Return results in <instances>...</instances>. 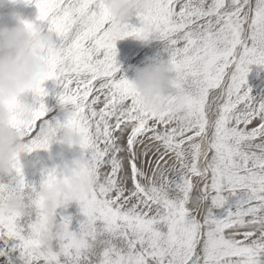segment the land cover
<instances>
[{"label": "snow or ice", "instance_id": "obj_1", "mask_svg": "<svg viewBox=\"0 0 264 264\" xmlns=\"http://www.w3.org/2000/svg\"><path fill=\"white\" fill-rule=\"evenodd\" d=\"M24 3L38 10V24L25 26L46 24L54 37L41 84L55 82L74 106L68 124L84 135L97 186L79 206L97 244L89 251L71 217L51 221L38 207L0 218L3 264H264V102L246 88L249 66L264 64V0H154L136 17L139 27L123 32L110 27L105 0ZM148 34L167 42L186 73L187 126L174 104L159 114L145 109L117 76L116 42ZM47 112L41 102L22 126L25 153L49 149L39 135ZM17 172L13 187L23 190L29 184ZM56 175L48 170L41 186Z\"/></svg>", "mask_w": 264, "mask_h": 264}, {"label": "clouds", "instance_id": "obj_2", "mask_svg": "<svg viewBox=\"0 0 264 264\" xmlns=\"http://www.w3.org/2000/svg\"><path fill=\"white\" fill-rule=\"evenodd\" d=\"M111 23L115 32H123L131 25L138 14L147 13L154 5V0H105ZM27 6L24 0H0V9H16ZM15 24L0 26V218H23L29 216L37 208H42L51 221H55L59 210L72 203L80 205L89 199L97 186V179L89 174L82 143L84 135L76 125L68 122L74 119V106L60 99V93L55 94L63 123L49 122L43 119L39 135L50 140L51 145L60 137L59 143L69 151L79 150L78 157L66 162L62 169L56 170V180L39 190L26 185L23 190L13 187L18 175L19 166L24 168L21 156L25 154L26 138L22 135V126L35 119L40 103L49 93L43 87V77L51 70L48 57L54 48V37L39 27L29 29L15 12L12 13ZM142 46H150L153 34L145 36H129ZM128 38V37H126ZM118 55V53H117ZM264 67V64H253ZM60 69L70 67L60 64ZM134 77L127 79L140 104L154 113L168 110L170 103L174 104V116L178 124L187 126L191 121L189 94L186 89V73L178 70L167 60L151 59L143 67L132 69ZM125 78V77H124ZM37 86L43 87L47 95L40 97ZM31 98V99H29ZM44 103V102H43ZM45 104V103H44ZM46 106V105H45ZM49 169L42 170V176ZM7 178L8 183L4 181ZM81 244L87 245L91 251L96 247V227L86 223V218L75 231ZM57 243L56 239L51 240Z\"/></svg>", "mask_w": 264, "mask_h": 264}, {"label": "rangeland", "instance_id": "obj_3", "mask_svg": "<svg viewBox=\"0 0 264 264\" xmlns=\"http://www.w3.org/2000/svg\"><path fill=\"white\" fill-rule=\"evenodd\" d=\"M13 12L17 13L21 19L27 20L34 24H38V10L34 5H27L18 7L16 9H0V26L8 25L9 27H11L15 24L16 21L12 16ZM131 24L139 27V22L136 18H133ZM39 28L42 31L47 32L46 24H39ZM116 49L118 53L116 60L120 68L117 76H123L129 80L134 77V72L132 71L134 67H143L151 59L167 60L169 58V52L167 51V42L162 41L156 37H153L152 43L147 47L142 46L134 38L128 37L122 40H118L116 42ZM249 69L250 70L247 76L246 88L251 89L250 95L254 98L255 101L264 102V67L250 65ZM43 87L49 93V95L43 100L46 108L48 109L47 115L44 119H50L55 123L57 121L63 123V114L60 111L57 100L54 98L55 93L59 92L60 89L56 87V84L53 81L45 82ZM59 140L60 137L58 136L57 141L51 145L50 151L41 150L44 160L40 163L35 161L28 162L30 157L29 155H31L32 153L23 154L21 156L23 167H26V169L29 170L30 167L36 163L37 165L43 166V169H62L66 162H70L73 158L79 156L80 152L78 149L69 151L59 143ZM42 180L43 176L41 175L36 186L37 190L40 189ZM59 214L71 217L70 230L74 232L78 231L79 224L85 219V217L81 213L80 206L76 203H72L66 208L59 210ZM0 264H3L2 258H0Z\"/></svg>", "mask_w": 264, "mask_h": 264}, {"label": "bare ground", "instance_id": "obj_4", "mask_svg": "<svg viewBox=\"0 0 264 264\" xmlns=\"http://www.w3.org/2000/svg\"><path fill=\"white\" fill-rule=\"evenodd\" d=\"M47 121L52 122V123H55V122L51 121L50 119H47ZM29 156L30 157H29L28 162L35 161V162L40 163V162H42L44 160L41 150L40 151L33 152ZM23 168H24V176H25V179H26V183L29 184L30 186L36 188V186L38 184V181H39V179H40V177L42 175L41 173H42V170H43V166L37 165L35 163L33 166L30 167L29 170H27L26 167H23ZM4 183L5 184L8 183L7 178L5 179Z\"/></svg>", "mask_w": 264, "mask_h": 264}]
</instances>
